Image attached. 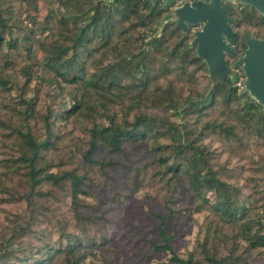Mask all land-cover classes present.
I'll return each mask as SVG.
<instances>
[{
	"label": "trees",
	"instance_id": "trees-1",
	"mask_svg": "<svg viewBox=\"0 0 264 264\" xmlns=\"http://www.w3.org/2000/svg\"><path fill=\"white\" fill-rule=\"evenodd\" d=\"M162 3L0 0V204L28 211L0 233V264H251L264 255V109L237 77L201 100L209 80L189 48L192 28L182 38ZM230 16L236 56L245 34L264 39L255 10L236 4ZM120 187L155 194L119 210L127 225L129 212L138 221L129 246L108 233L121 218ZM191 223L200 232L181 255L172 240Z\"/></svg>",
	"mask_w": 264,
	"mask_h": 264
},
{
	"label": "water",
	"instance_id": "water-1",
	"mask_svg": "<svg viewBox=\"0 0 264 264\" xmlns=\"http://www.w3.org/2000/svg\"><path fill=\"white\" fill-rule=\"evenodd\" d=\"M148 1L154 8L157 0ZM175 1L162 0L160 10L168 13L164 22L174 24V29L181 32L182 38H186L190 28L195 29L189 48L203 62L209 79L208 90L201 100L207 98L222 80L235 79L239 69L244 92L264 109V39L245 34L243 53L230 65L227 60L236 56L234 47L229 43L237 35L231 25L234 21L230 16L231 6L249 7L264 17V0H199L171 9Z\"/></svg>",
	"mask_w": 264,
	"mask_h": 264
},
{
	"label": "rangeland",
	"instance_id": "rangeland-1",
	"mask_svg": "<svg viewBox=\"0 0 264 264\" xmlns=\"http://www.w3.org/2000/svg\"><path fill=\"white\" fill-rule=\"evenodd\" d=\"M29 12L31 13V11H29ZM44 13H45V9H44V7L42 5V2H39L38 3V8H37V10L35 11L34 14L37 16V18H41ZM167 14H168L167 12H164V19H165ZM167 24H170V25H172L174 27V24H171V23H167ZM194 30L195 29L192 28V33H193ZM177 31H179V30H177ZM180 34H181V32H180ZM191 36H192V34H191ZM190 40H189V42H190ZM189 42H188V44H189ZM237 57L238 56H236V58ZM231 63L232 62H228L229 65ZM236 75H237V78H239L238 81H240V82L242 81V83H243V77H241V71L239 69L236 70ZM207 78H208V75H207ZM238 85L240 87V83ZM41 97L42 96H39L40 99H41ZM261 145H262V140L261 139L257 140L256 143L253 146L254 149H255V150L253 149V151H255L253 153H256V150H257V152H261L262 153ZM255 159H258V158L255 156ZM246 161H248V160H246ZM236 163H239V164L242 163V165L245 166L244 162H240V160H237V159L233 160V164L235 165ZM105 173H109V172L105 170ZM101 180L103 181L104 179L102 178ZM118 190L121 191V193H122V196L118 197V199L122 200L123 202L122 203H118V204L116 203L114 205V207L116 209L115 215L117 217H121L119 210H123L130 203L126 198H130L131 197V198L143 200L146 195L149 196V197L155 196L154 190L152 188H145V189L142 188L140 191L135 193V195L133 197L129 194L130 191L129 190H125V188H123V187H120ZM159 194L161 196H165L166 195L163 192H159ZM63 211H64V206L60 207L59 213L60 212L62 213ZM17 215L21 216L23 218H25L28 215V211H27V209H26V207H25V205L23 203L8 204V205L0 204V233L3 231L4 228L7 227V225L9 224V221H12L13 218L16 217ZM123 217L120 218V219H122L121 222H120V219H119V221L118 220L114 221L113 224H111L110 230L108 231V233L112 237L118 236L120 234H125L126 237L124 238V241L126 242V246H129L134 241V238H132V239H129V238H131L132 235L135 234V229H137L138 221L132 215L131 212L128 213V218H129V220L132 221L131 225H127L126 221L123 220ZM193 218L197 219L199 225L202 224L203 216H195ZM182 222H183L182 218L177 220V224L178 225H181ZM123 223H125V225H123ZM121 224H122V227L119 226ZM145 229H150V228L147 227ZM199 232H200V228L199 227L194 226V224H192V223H191V226L189 224V227L187 228V230H185L183 232V234L182 233L179 234L176 238H174L172 240V246H173L174 250L177 253L181 254V255H184V253H186L187 250H191L192 245H193V241H194L195 238L198 237ZM147 238L149 240H155V237H154L153 234H147ZM123 244L124 243H122V245ZM128 257L130 258L129 255H128ZM153 259H156V258H153ZM130 263L131 264H143V262L139 261V259H133L132 261L129 262V264ZM86 264H89V263L86 262ZM251 264H264V255H261L260 257L259 256L253 257L252 260H251Z\"/></svg>",
	"mask_w": 264,
	"mask_h": 264
},
{
	"label": "built area",
	"instance_id": "built-area-1",
	"mask_svg": "<svg viewBox=\"0 0 264 264\" xmlns=\"http://www.w3.org/2000/svg\"><path fill=\"white\" fill-rule=\"evenodd\" d=\"M197 1H199V0H176L175 3L172 5L171 9L178 7V6L182 5L183 3H194Z\"/></svg>",
	"mask_w": 264,
	"mask_h": 264
}]
</instances>
